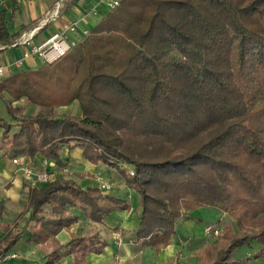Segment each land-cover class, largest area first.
<instances>
[{
    "label": "trees",
    "instance_id": "16d2710c",
    "mask_svg": "<svg viewBox=\"0 0 264 264\" xmlns=\"http://www.w3.org/2000/svg\"><path fill=\"white\" fill-rule=\"evenodd\" d=\"M12 19L0 11V47L20 36L8 32ZM72 35L76 43L53 62L1 78L0 101L18 122L6 156L30 164L41 154L62 170L61 150L80 148L90 163L120 171L136 194L133 243L160 252L180 219L216 208L237 232L225 226L220 247H205L191 264L264 259V0H120L87 35ZM21 100L41 110L76 101L82 119L20 115L13 104ZM0 128L11 130L1 116ZM81 177L29 187L30 241L51 249L35 264L67 255L71 264H90L87 256L107 246L98 233L71 234L66 245L56 240L78 221L69 206L94 222L131 209L99 188L82 189ZM21 237L6 231L0 260ZM252 242L260 248L251 257L234 256Z\"/></svg>",
    "mask_w": 264,
    "mask_h": 264
},
{
    "label": "crops",
    "instance_id": "0c3cea01",
    "mask_svg": "<svg viewBox=\"0 0 264 264\" xmlns=\"http://www.w3.org/2000/svg\"><path fill=\"white\" fill-rule=\"evenodd\" d=\"M64 1L67 2L69 0H63V3ZM57 3L58 0H4L0 4V11L4 12L6 18L13 17L12 21L8 23V32L13 34L21 31L19 36L21 37L24 33L41 25L44 19L52 13L54 14L53 9ZM91 3L92 0H77L69 8L62 9L60 7L57 18L35 31L31 44L36 46L43 44L51 36L58 33L64 23L77 20L83 16L91 7ZM104 12L105 9L100 8V12L95 18L96 20L92 18L89 25H95ZM70 37L73 38L74 35H70ZM26 48L28 47L21 44L4 48L0 51V65H8L6 74L35 68L41 63L42 60L38 56L33 55L23 59L21 66H16L14 62L22 59ZM2 106L3 104L0 101V116L4 117L1 114ZM4 119L11 124V130L8 134L3 135V130L0 128V239L9 230L21 231L22 237L10 250L9 253L12 256L1 259L0 264L41 263L51 249L30 241L32 233L28 229V213L24 214V207L29 187L40 188L43 185L32 186L29 184L25 180L23 173L11 162V158L6 156L12 145L13 134L18 130V122L6 116ZM82 154L83 150L80 148L69 149L65 147L61 150L60 159L64 168L69 170L68 173H63L54 161L45 159L41 154L36 155L29 165L35 170H46L53 176L54 180L60 177L75 179V175H82L80 179H76L82 189L99 188L98 178L101 177L104 181H110L112 185L111 191L107 192L106 195L126 200L131 205V209L115 210L101 222H94L87 219L79 209L69 206V213L75 215L78 221L69 231L62 230L56 236V240L61 245H66L70 241L71 234L87 237L93 233H98L106 241L107 246L101 254L91 253L87 256L90 264H132L133 261L134 264H137L141 262V256L138 257V255L145 249L157 254V260L160 262L167 261L178 253L186 255L189 248L183 243L184 239L190 235L200 237L197 234H203L205 217L199 214L202 209L199 208L190 213V219H180L177 222L176 231L170 244L160 252H156L151 247H141L139 244L133 243L131 232L140 223L137 213L138 208L135 204L136 200L133 201L136 194L125 184L120 171L103 163L92 164ZM45 211L48 213L49 207H46ZM180 227L182 228L180 229ZM118 237H120V242H117ZM122 239L126 240V242H122ZM252 244L255 247L254 254L260 247L255 242H252ZM245 256L251 257L252 253L248 252ZM71 261L72 256L67 255L55 264H71ZM250 264H264V259L259 258L254 260V262L251 261Z\"/></svg>",
    "mask_w": 264,
    "mask_h": 264
},
{
    "label": "built area",
    "instance_id": "2783aa9c",
    "mask_svg": "<svg viewBox=\"0 0 264 264\" xmlns=\"http://www.w3.org/2000/svg\"><path fill=\"white\" fill-rule=\"evenodd\" d=\"M63 0H58L57 3V11L56 14L50 15L47 18L44 19L41 25H38L35 29L30 30L26 33H24L21 37H19L14 44H12L9 47H15L17 45H25L26 48L23 52L22 59L16 60L14 64L16 66H21L23 59L29 58L33 55L38 56L43 62L51 63L57 58L64 55L70 47H72L76 42L74 40H70L68 37V34H78L80 27L79 22L82 21L84 16L87 15H97L99 14V9L104 8L105 10H112L116 8L120 0H92L91 7L81 16L79 19L72 21V22H66L62 25L60 31L53 36H51L47 41H45L43 44L36 46L31 44L32 37L35 34V31L38 30L40 27H42L44 24L50 22L51 20L58 17V12L61 7V2ZM4 0H0V4L3 3ZM89 30H83L82 34L83 36L87 35ZM4 47H0L2 49ZM8 65H0V80L3 78V76L6 73ZM11 162L17 167V169L23 173L25 180L31 184L32 186H39V185H45L51 181H53V176L48 173L46 170H35L32 168L21 156H16L11 158ZM63 173H68L69 170L67 168H63L61 170ZM127 174L132 175L133 170L127 169ZM99 181V189L100 190H111L112 185L109 182L104 181L101 177L98 178ZM205 234H211L214 237H217L220 235V229H218L214 224H209L205 227ZM117 241H120V237L117 238ZM12 256L10 253L6 254L4 258Z\"/></svg>",
    "mask_w": 264,
    "mask_h": 264
},
{
    "label": "rangeland",
    "instance_id": "374dc122",
    "mask_svg": "<svg viewBox=\"0 0 264 264\" xmlns=\"http://www.w3.org/2000/svg\"><path fill=\"white\" fill-rule=\"evenodd\" d=\"M69 1H67V2H69ZM67 2L64 1V3H63V1H62V4H63V6L61 4L62 9H64L65 4H67ZM56 9H57V5H55V7L53 9L54 14H56V11H57ZM54 14L52 13L51 15H54ZM92 18H94V20H96L95 18H97V17H95L92 14L83 17L82 21L79 22L80 30L78 31L79 32L78 34H75V38H81L79 35H83L82 34L83 30H89L93 27V24L89 25V22L92 21ZM68 35H69L68 38L70 40H72V37H70V35H72V34H68ZM41 63H42V61H41ZM5 97L7 98V95H5ZM13 105L18 107V113L20 115L29 116V115L35 114L38 111H41L45 114L53 115L55 117L68 116V117H71V118H74L77 120L82 119L80 108H79L78 103L76 101L67 107H59V108H54L52 110H41L40 107H38L36 105L28 104L24 100H21L20 102H15ZM2 108L3 109H2L1 114H3L4 117L5 116L8 117L4 111L3 106H2ZM122 166L127 168V169H131V167L126 165V164H123ZM114 174H116V173L114 172ZM106 182L111 183L110 181H106ZM109 191H111V190H101V192L104 195H106V193ZM134 200H136L135 204H136L137 208L139 209L138 203H137V196H134L133 201ZM200 211L201 212L200 213L198 212V213L200 215H203V217H205L203 227H206L209 224H214L218 229H220V235L222 234V229L225 226H230L234 232H237L234 220L227 213H224V212H222L216 208H204V209L202 208ZM181 228L182 227H180V229ZM203 229L204 230H203L202 235L197 234V236H200V237H194L193 235H190L184 239L183 243H185L186 246H188V248H189L186 255L178 253L173 258H171L167 261H161L160 262L159 260H157V257H156L157 254H155L153 251L149 252L148 249H145V251L141 252V254L138 255V257L141 256V262H139L137 264H191V263L196 262L199 255H201L202 252L204 251L205 247H207V246L220 247V243H219V236L220 235L217 237H214L211 234L206 235L205 234V228H203ZM122 242H126V240L122 239ZM254 249H255L254 244L251 243L250 247L249 246H243L240 249L238 248L235 251L234 256L238 257V258L245 257V254L248 252H251L253 255ZM251 261L254 262V259H251ZM132 264H134V261L132 262Z\"/></svg>",
    "mask_w": 264,
    "mask_h": 264
}]
</instances>
